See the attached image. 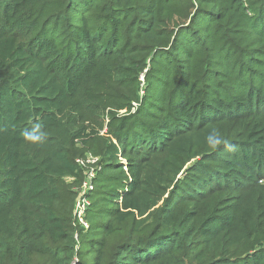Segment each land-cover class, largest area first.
<instances>
[{
  "label": "trees",
  "instance_id": "trees-1",
  "mask_svg": "<svg viewBox=\"0 0 264 264\" xmlns=\"http://www.w3.org/2000/svg\"><path fill=\"white\" fill-rule=\"evenodd\" d=\"M0 264H264V0H0Z\"/></svg>",
  "mask_w": 264,
  "mask_h": 264
},
{
  "label": "clouds",
  "instance_id": "clouds-1",
  "mask_svg": "<svg viewBox=\"0 0 264 264\" xmlns=\"http://www.w3.org/2000/svg\"><path fill=\"white\" fill-rule=\"evenodd\" d=\"M41 125H35L30 131L24 132V139L25 141L32 143V144H39L44 142V133L41 132ZM211 147L215 148L220 144H227L225 139L220 137H209Z\"/></svg>",
  "mask_w": 264,
  "mask_h": 264
},
{
  "label": "built area",
  "instance_id": "built-area-1",
  "mask_svg": "<svg viewBox=\"0 0 264 264\" xmlns=\"http://www.w3.org/2000/svg\"><path fill=\"white\" fill-rule=\"evenodd\" d=\"M90 175H92V174H90ZM90 179H87V181L83 184L82 192L87 191V189H91V186H90V183H89ZM87 205H88V202L85 199L80 198L77 201L76 207H75V212H76L78 221H79L80 225H82L84 227H87V224L82 220V215H83L84 210H85Z\"/></svg>",
  "mask_w": 264,
  "mask_h": 264
},
{
  "label": "rangeland",
  "instance_id": "rangeland-1",
  "mask_svg": "<svg viewBox=\"0 0 264 264\" xmlns=\"http://www.w3.org/2000/svg\"><path fill=\"white\" fill-rule=\"evenodd\" d=\"M96 161H97L96 159H93V158L90 157V156L88 157V163H89V165L94 166L93 164H94V162H96ZM121 161H122L123 163H125V160L121 159ZM91 173H92V169H91L90 172H89L88 179H90V178L93 176V174L90 175ZM92 258H93V256L90 255V257H89V261H92Z\"/></svg>",
  "mask_w": 264,
  "mask_h": 264
}]
</instances>
